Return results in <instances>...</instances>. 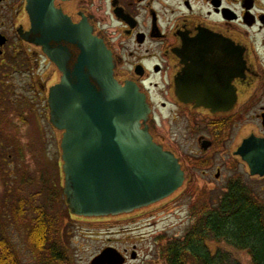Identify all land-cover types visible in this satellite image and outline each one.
Instances as JSON below:
<instances>
[{
  "label": "flooded vegetation",
  "instance_id": "af4514ba",
  "mask_svg": "<svg viewBox=\"0 0 264 264\" xmlns=\"http://www.w3.org/2000/svg\"><path fill=\"white\" fill-rule=\"evenodd\" d=\"M54 5L74 25H89L104 39L114 55L115 78L147 95L154 140L184 168L188 160L216 166L217 157L229 153L249 174L236 152L246 139L264 140V0H55ZM28 6V0L0 2V87L18 78L41 89L38 102L62 73L39 44L40 34L31 33ZM51 44L69 53L72 67L79 46L65 40ZM163 117L172 137L163 132ZM216 172L219 180L220 166ZM120 252L127 264L134 250Z\"/></svg>",
  "mask_w": 264,
  "mask_h": 264
},
{
  "label": "water",
  "instance_id": "95a60500",
  "mask_svg": "<svg viewBox=\"0 0 264 264\" xmlns=\"http://www.w3.org/2000/svg\"><path fill=\"white\" fill-rule=\"evenodd\" d=\"M28 1L31 33L40 34L39 44L62 73L49 88L47 106L51 125L62 134L63 192L71 213L118 216L182 189L188 175L180 158L154 140L148 97L138 85L115 78L114 55L104 39L89 25H74L55 0ZM61 40L79 46L72 67L69 53L51 44ZM236 155L252 176L264 177V140L246 139ZM91 264H125V258L109 247Z\"/></svg>",
  "mask_w": 264,
  "mask_h": 264
},
{
  "label": "rangeland",
  "instance_id": "374dc122",
  "mask_svg": "<svg viewBox=\"0 0 264 264\" xmlns=\"http://www.w3.org/2000/svg\"><path fill=\"white\" fill-rule=\"evenodd\" d=\"M13 80H16L14 85L10 84L6 88L7 96L0 95V116L2 113V116H7L0 126V141L13 143V146L8 145L10 148L5 152L11 153L8 163L12 165L7 168L8 165L0 160L1 209L6 199L14 203L22 199L20 203L26 204L25 199L29 200L34 194L36 204L46 205L42 200L43 195L38 194L42 183L48 182L50 186L53 182L57 188L62 186L61 173L57 166L61 155L60 135L49 123L47 110L42 104L46 97L42 103H31L39 99L41 89L37 87V92L35 88L22 85L18 78ZM22 100L27 103H16ZM160 123L164 134L172 137L167 118H161ZM197 150L195 148L194 153L199 154ZM186 155H192V152H184L183 156ZM2 157L5 158L3 155L0 158ZM233 163L229 153L218 156L216 166L200 167L188 160L186 167L191 173L190 182L178 193L146 212L88 219L86 223L68 219V224L62 228V238L69 246L70 261L72 264H90L94 256L112 245L120 251H136L138 259H132L129 255L127 264H165L162 246L169 239L185 237L192 220V206L202 191L218 192L222 196L228 192L229 181L236 178L252 188L264 202V179L251 178L244 166ZM218 166L221 168L219 180L215 179ZM46 206L54 209L53 200L47 202ZM23 209L25 207L22 206L21 210ZM11 234L23 264H36L22 227L13 225ZM208 245L212 251L218 247L229 251L234 263L252 264L251 256L245 250L231 247L224 241H209ZM64 264H69L68 260Z\"/></svg>",
  "mask_w": 264,
  "mask_h": 264
},
{
  "label": "trees",
  "instance_id": "16d2710c",
  "mask_svg": "<svg viewBox=\"0 0 264 264\" xmlns=\"http://www.w3.org/2000/svg\"><path fill=\"white\" fill-rule=\"evenodd\" d=\"M5 89L0 87V95L7 96ZM20 102L27 103L23 100L16 103ZM42 104L47 110L46 102ZM2 114L0 126L7 117ZM11 143L0 141V157L5 156L0 160L8 165L7 168L12 165L8 163L12 155L5 152L13 146ZM57 166L61 173L60 162ZM61 185L57 188L53 182L50 186L43 182L38 193L43 195L46 205L52 199L54 209L36 204L35 194L25 199L26 204L20 203L22 199L15 203L5 200L0 208V264H23L11 234L15 224L22 227L36 264H64L66 260L72 264L69 247L62 238V228L71 214ZM22 206L25 209L21 210ZM191 213L185 237L169 239L162 246L165 264H238L232 262L229 251L220 247L212 251L209 241H224L231 247L247 251L252 264H264V202L240 179L230 180L228 192L222 196L218 192L202 191Z\"/></svg>",
  "mask_w": 264,
  "mask_h": 264
}]
</instances>
